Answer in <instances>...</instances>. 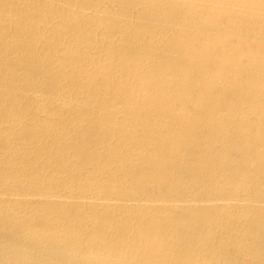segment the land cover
<instances>
[{
  "label": "bare ground",
  "instance_id": "bare-ground-1",
  "mask_svg": "<svg viewBox=\"0 0 264 264\" xmlns=\"http://www.w3.org/2000/svg\"><path fill=\"white\" fill-rule=\"evenodd\" d=\"M0 264H264V0H0Z\"/></svg>",
  "mask_w": 264,
  "mask_h": 264
}]
</instances>
